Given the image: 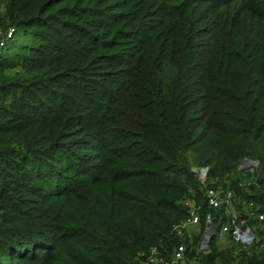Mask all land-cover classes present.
Instances as JSON below:
<instances>
[{
  "label": "trees",
  "instance_id": "16d2710c",
  "mask_svg": "<svg viewBox=\"0 0 264 264\" xmlns=\"http://www.w3.org/2000/svg\"><path fill=\"white\" fill-rule=\"evenodd\" d=\"M2 1L31 44L0 51V264H264L177 229L212 211L195 165L264 206L236 171L264 170V0Z\"/></svg>",
  "mask_w": 264,
  "mask_h": 264
},
{
  "label": "built area",
  "instance_id": "2783aa9c",
  "mask_svg": "<svg viewBox=\"0 0 264 264\" xmlns=\"http://www.w3.org/2000/svg\"><path fill=\"white\" fill-rule=\"evenodd\" d=\"M16 28H0V49L6 48L15 38ZM200 176L201 190L210 210L202 218L201 208L194 201H189L190 214L177 228L186 230L187 227L203 228V236L197 247V252L203 255L211 253V242L218 237L219 242L233 241L242 249L264 247V206L254 201L243 200L238 194L237 187L227 179V184L209 186L207 169L202 168ZM236 171L241 175L239 186L248 190L255 186L257 189L264 184V170L257 160L244 159L239 162ZM192 202V203H191ZM214 211V212H213ZM181 233V232H180ZM190 237V234H189ZM192 248L184 242L180 243L169 258L164 257L156 247L144 255L142 264H199L196 257H192Z\"/></svg>",
  "mask_w": 264,
  "mask_h": 264
},
{
  "label": "rangeland",
  "instance_id": "374dc122",
  "mask_svg": "<svg viewBox=\"0 0 264 264\" xmlns=\"http://www.w3.org/2000/svg\"><path fill=\"white\" fill-rule=\"evenodd\" d=\"M3 11H4V3L2 0H0V13H3ZM0 28L4 29L1 26V24H0ZM16 30L17 31H16L15 38L9 42L8 47L0 49L1 52H6L10 56V59H12V60H15V54L16 53L26 52L25 47L27 45L31 44L30 35L28 33H26L23 28L22 29L16 28ZM18 72H19V68L17 67L16 69H14L11 72V74L16 75ZM192 170L196 173L199 181H200V176H201L202 172L206 171V170H203L202 168H200L199 166H196V165L192 167ZM208 173L209 172L207 171L206 172V175H207V181H206L207 183L206 184L209 185V184H211L213 182H217V180H219V179L216 180V179H212V178L208 179ZM218 184L221 185L220 182ZM200 185H201V183H200ZM186 232L188 234H190L191 242L199 241V239L201 241L202 236L204 234L203 228H201V230H200V228H198V227H187ZM220 243H221V245L226 246V247L230 245L229 241H226L224 243L220 242Z\"/></svg>",
  "mask_w": 264,
  "mask_h": 264
}]
</instances>
